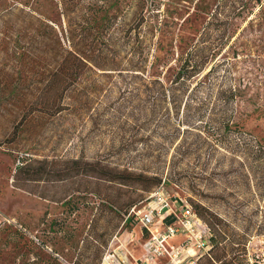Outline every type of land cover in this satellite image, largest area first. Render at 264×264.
Masks as SVG:
<instances>
[{"label":"trees","instance_id":"trees-1","mask_svg":"<svg viewBox=\"0 0 264 264\" xmlns=\"http://www.w3.org/2000/svg\"><path fill=\"white\" fill-rule=\"evenodd\" d=\"M50 1L54 17L24 4L0 9V148L18 159L14 183L93 179L99 189L83 193L127 223L145 193L193 167L198 178L221 181L227 195L225 215L195 203L210 229L205 264L236 263L228 249L246 245L253 228L264 232V170L252 186L238 154L257 149L264 165V144L235 120L241 91L213 63L210 21L191 41L160 0ZM91 137L106 139L95 155L65 151L75 138ZM123 149L121 164L112 153ZM105 185L135 193L102 195ZM75 192L63 202L72 213Z\"/></svg>","mask_w":264,"mask_h":264},{"label":"rangeland","instance_id":"rangeland-1","mask_svg":"<svg viewBox=\"0 0 264 264\" xmlns=\"http://www.w3.org/2000/svg\"><path fill=\"white\" fill-rule=\"evenodd\" d=\"M160 1L163 8L166 5V8L175 9L173 16L175 23L182 25L181 36L191 41L197 39L205 23L210 21V40L215 53L213 63L215 66L222 63L218 68L222 70L221 76L226 77L229 70L227 79L241 91L236 102L235 120L252 134L254 140L264 144V0ZM13 4L28 5L38 13L52 17L58 12L50 0H0V9ZM174 30L178 33L177 29ZM77 138L65 147L68 154H81L84 150L91 157L100 152L103 148L101 143L106 142V139L98 142L93 137L77 142ZM114 152L113 157L122 156L120 163L124 164L127 151L123 149L121 152L125 153L122 154ZM242 153L238 155L252 175L251 185H256L264 165L256 159L257 149L245 150V156ZM17 164L18 159L14 155L0 148V264H101L109 252L121 258L128 256L136 264V259L143 256V245L150 234L133 214L126 215L125 219L129 218L127 223L126 220L120 222L105 200L97 198L92 192L84 194L83 189L98 188L95 180L76 177L61 182L56 177H49L20 188L13 181ZM187 171L186 177L179 181H168L160 188L145 193L144 200L136 204L137 208L146 207L153 194L164 189L179 211L184 203L193 211H196L195 203H201L225 215V185L221 181L198 178L199 171H194L193 167ZM112 187L101 186L102 195L109 193L123 198L134 192ZM75 189L79 192L73 195L77 207L72 213L63 202ZM243 189L250 192L245 185ZM227 193L232 195L230 191ZM261 203L263 205L264 202ZM255 210L256 203L253 202L247 211L252 214ZM198 217L206 224L203 217ZM253 219L256 220L257 216ZM172 221V217L166 215L159 218L152 229L159 231ZM117 224L119 227L113 231V226ZM256 229L250 230L246 245L231 246L227 258H234L238 264H264V232L260 234ZM15 230L24 233L26 238L21 241ZM26 239L32 241L30 249L24 247ZM167 244L169 247L184 246L183 257L188 258L183 264L200 255L205 256L197 263L205 264L209 257L206 253L210 248L202 251L194 249L184 234L175 236ZM161 264H167V261Z\"/></svg>","mask_w":264,"mask_h":264},{"label":"built area","instance_id":"built-area-1","mask_svg":"<svg viewBox=\"0 0 264 264\" xmlns=\"http://www.w3.org/2000/svg\"><path fill=\"white\" fill-rule=\"evenodd\" d=\"M180 210L164 189H159L154 193L148 205L143 209L135 206L131 210L130 214H133L135 220L139 221L150 234L149 239L143 245L144 254L136 259V264H154L159 258L171 259L173 264H183L188 258L183 257L184 246L169 247L167 244L170 239L179 234L186 235L194 249L202 251L207 248L206 238L210 234L209 227L188 204L184 203ZM166 215L172 217V223L166 224L159 231L153 230L155 222ZM197 261L198 258L194 257L188 264H198ZM101 264H131V260L128 256L121 258L117 257L115 253L109 252Z\"/></svg>","mask_w":264,"mask_h":264},{"label":"crops","instance_id":"crops-1","mask_svg":"<svg viewBox=\"0 0 264 264\" xmlns=\"http://www.w3.org/2000/svg\"><path fill=\"white\" fill-rule=\"evenodd\" d=\"M162 221V220H161ZM163 261H167V264H171L169 259H158L154 264H161ZM131 264H134L131 260Z\"/></svg>","mask_w":264,"mask_h":264}]
</instances>
